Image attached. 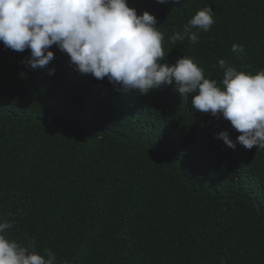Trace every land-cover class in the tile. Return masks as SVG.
I'll return each mask as SVG.
<instances>
[{"label": "trees", "instance_id": "obj_1", "mask_svg": "<svg viewBox=\"0 0 264 264\" xmlns=\"http://www.w3.org/2000/svg\"><path fill=\"white\" fill-rule=\"evenodd\" d=\"M157 19L165 59L218 82L226 60L264 70V0H128ZM211 7L199 43L169 37ZM196 31V29H193ZM233 44L244 52H233ZM32 68L0 42V222L57 264H264V149L174 86L141 95L82 75L55 45ZM216 65V67H213ZM54 69V73L51 70ZM227 131L236 148L220 132Z\"/></svg>", "mask_w": 264, "mask_h": 264}, {"label": "clouds", "instance_id": "obj_2", "mask_svg": "<svg viewBox=\"0 0 264 264\" xmlns=\"http://www.w3.org/2000/svg\"><path fill=\"white\" fill-rule=\"evenodd\" d=\"M213 17L211 7L199 10L183 26V33L175 32L169 41L175 44L187 37L199 43L200 31L211 30ZM156 24L154 15L147 11L138 15L128 0H0V42L17 52L30 49V67L48 65L55 45L70 57L74 70L99 80L107 77L125 92L148 95L174 86L183 97L195 94L191 103L196 111L229 121L243 147L264 149V70L253 75L220 59L223 79L218 82L206 78L204 69L188 56L173 65L162 63L164 33ZM232 51L243 53L244 48L233 44ZM218 138L236 148L227 131ZM10 228V222H0V264H57L53 250L40 254L34 246L29 251L6 238Z\"/></svg>", "mask_w": 264, "mask_h": 264}]
</instances>
